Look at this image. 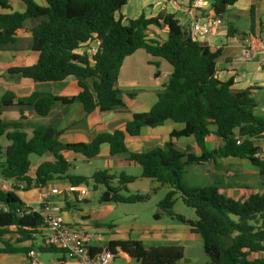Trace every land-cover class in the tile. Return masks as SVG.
<instances>
[{"label":"trees","instance_id":"obj_1","mask_svg":"<svg viewBox=\"0 0 264 264\" xmlns=\"http://www.w3.org/2000/svg\"><path fill=\"white\" fill-rule=\"evenodd\" d=\"M14 1L22 2L25 9L0 12V50L19 42L18 31L24 28L27 19H37L30 29L29 48L38 52V59L10 71L41 82L74 76L80 90L70 97L40 91L24 97L8 93L1 99L2 105H13L16 99L18 106L32 107L39 116L48 115L57 102L81 103L88 114L96 109L109 111L125 106L127 99H138L140 92L123 91L115 83L126 57L139 49L166 60L172 73L148 110L133 113L123 127L100 132L90 142H62L61 131L49 124H36L29 134L22 122L0 119V136L5 135L11 142L4 152L0 173L14 185V191L0 189V253L27 254L33 248L39 252L58 251L34 242L43 218L20 198L17 182L25 181L27 186L23 190H28L46 189L56 178H67L76 184L92 179L95 189L98 185L106 187L101 202L137 203L151 198L149 193L123 194L138 178L124 172L117 175L101 169L91 177L68 174L73 163L63 151L90 159L100 153L103 143H108L111 155L128 153V160L141 166V178L169 187L158 202L154 217L167 214L199 233L208 257L206 264H264V190L240 199L226 196L217 185L191 186L184 180L187 166L209 162L219 166L217 160L228 157L249 160L264 176V156H255L264 143V117L255 112L258 103L252 88L235 90L233 80L218 78L217 60L222 48L195 39L192 29L181 24L175 13L125 17L122 11L128 0H45V5L37 0H0V8L10 9ZM206 1L209 5L202 10L224 18L238 0ZM151 25L167 30V39L150 38ZM228 31L231 36L230 24ZM94 39H99L101 45L95 55L89 56L85 49ZM153 64L160 66L159 62ZM159 75L157 70L155 77ZM168 119L183 123L184 128L173 131L163 146L130 151L127 136H138L144 126L156 127ZM213 125L215 131L211 130ZM211 134L219 137L222 145L209 149L206 139ZM189 136L195 137L200 154L193 153L189 145L184 150L175 146L173 138ZM48 152L54 160L41 163L32 179L30 155ZM178 196L194 209L196 220L175 213ZM12 226L15 231L10 230ZM6 234L16 236L17 244H29L16 246L3 239ZM108 248L113 252L120 248L138 264H177L183 257L182 247L145 248L140 240L134 239L111 241Z\"/></svg>","mask_w":264,"mask_h":264},{"label":"crops","instance_id":"obj_2","mask_svg":"<svg viewBox=\"0 0 264 264\" xmlns=\"http://www.w3.org/2000/svg\"><path fill=\"white\" fill-rule=\"evenodd\" d=\"M39 4L45 5L46 3ZM24 9L22 2L14 1L12 3V8H0V12H22ZM122 12L125 17L133 18H137L140 15L150 17L161 12L175 13L181 24L189 29H192L191 24L195 18L206 19L212 15L207 9L202 11L193 9L189 0H128L127 5ZM222 20V24L213 29L208 35V38L200 41L211 46L222 48V54L217 60L218 78L221 81L233 80V89L235 90L252 88L253 97L258 103L255 112L258 114V111H260L258 115L264 117V68L261 63L263 54L257 53L252 58L245 59L242 56L241 44V38L247 34L255 35L264 42V0H238L235 4L230 6L229 12L224 18H222ZM34 23V21L27 19L24 28L18 31L19 42L0 50V119L4 121L22 122L25 130L29 134L32 133L34 125L39 123L49 124L55 127L58 131H61L62 134L60 139L62 142H90L100 132L123 127L125 123L132 118L133 113L148 110L155 102L157 92L163 89L164 85L167 84L170 79L172 69L168 68L163 72L160 67L163 66L164 63L161 59L147 57L146 59L148 63L153 64V62H159L160 64L159 68H157V70L160 71L159 77L156 78L155 73L153 74L155 80L154 83L142 86L138 84L139 86H137L140 88H134L137 86L133 84L129 85L125 78V82L122 85L121 80L124 75L125 65L127 69L129 68L131 70L130 73L137 77L136 58L137 55L141 53V49H139L134 54L126 57L118 78L117 86L121 90H140L138 91L140 92V97L134 100L127 99L125 106L109 111H100L96 109L88 114L81 103L67 105L57 102L48 115L39 116L32 107L18 106L16 104V99L13 101V105H2L1 99L8 93H13L17 97H24L31 95L35 91H40L70 97L77 94L80 90L77 79L74 76L67 77L62 81L41 82L25 78L20 73H13L10 71L12 67H22L37 61L38 52L29 48L31 39L30 29ZM229 24L231 25V32L233 33L231 36L228 31ZM150 30V38L158 39L159 41L167 39V30L160 29L155 25H151ZM142 56L143 58L146 57L145 55ZM183 128V123L168 119L162 125L156 127L144 126L138 136H127L126 142L130 151H147L157 146H163L165 142L170 140V134L173 131H179ZM215 129V125L211 126L212 131H215ZM4 136L5 135L1 137ZM173 142L175 146L179 142V145L181 144L179 147L181 150H184L188 145L190 146V144H186L187 142L196 143V139L194 136L179 137L173 138ZM10 144L11 142L8 139L5 143L0 142V156H2V160H4V152ZM206 145L209 149H213L222 145V141L216 135L211 134L206 139ZM62 153L72 163V156L75 154L80 155V153H75L73 151H63ZM97 156H105L107 159L105 166L102 169L113 168L112 170L114 172L117 171L118 174L121 172L126 173L123 169L125 166L138 165L128 160V153L111 155L108 143H103L101 145L100 153ZM83 158L85 157L83 156ZM30 159L32 161V167L29 175L34 179L37 167L43 162L53 161L54 156L49 152L42 156L31 154ZM240 160L244 161V165H252L247 159L233 157L219 158L217 161L219 166H221L223 163L234 164ZM209 163H211L212 166H215L214 162ZM98 170H101V168ZM235 172V170H231L228 173L230 176H234ZM68 174H70L69 171ZM92 175L84 176L91 177ZM236 178L237 177H215L216 180L214 182H207V180L202 177L201 181L203 184H200V186L214 184L217 185L220 188V191L226 196L240 199H246L253 193L261 194L264 190V180L260 177H247L246 180L239 179L240 181L235 180ZM146 179L145 182L147 183L142 189V193L155 194L160 188H166L164 192L165 195L169 191L168 186L154 185L151 181H148V178ZM115 181L116 183L113 181V185L116 186L117 180L115 179ZM68 182L69 180L67 178H56L46 189L33 187L27 196H23L24 193L22 190L17 191V193L25 203L30 205L39 206L45 199L59 204L62 207L65 221L71 226L82 230L88 237H90L89 245L90 250L93 253L99 252L102 248L101 246L107 245L108 242L134 239L140 240L145 248L164 246L182 247L183 257L177 262V264H206L208 262L202 236L199 233L193 232L189 225L181 223L167 214H163L159 218L154 217L153 222L147 226H136L137 232H135V227L133 225H120L112 221H105L108 217V213H110L113 208L109 206L110 202H101L99 197L97 203H92V193L90 188L88 196L83 200H78L73 194H70L66 190ZM84 184L87 185L88 182H85ZM92 184L94 185L93 182ZM54 187H58L61 190V193L52 194L51 189ZM101 187H104L103 191H105L106 187L104 185H98L97 189ZM130 187L131 185L129 184V190L124 191L123 194H132L130 193ZM93 189L97 190L94 186ZM161 199L157 201V204ZM175 213L178 212L175 211ZM182 215L187 219H197V215L196 217H188L185 214ZM10 230L15 231L16 228L12 226L10 227ZM43 231L44 230L40 231V233ZM39 234L34 235L36 238L34 242L40 246L42 239ZM97 234L103 236V243H100L97 240ZM3 239L10 240L16 246H26L29 244L25 242L17 244L15 242L16 236L13 235L11 237V234H6L3 236ZM0 246H2L1 240ZM54 253H58L59 255L52 258L50 264H79L77 260L68 258L66 253L60 249ZM116 255V263L122 262L117 260H124L126 263L122 262L123 264H138V261L135 258L129 256L120 248L116 249ZM253 256H260V254H253ZM39 260L40 264H45L43 259L41 260L39 258ZM0 264H28V259L24 253H0Z\"/></svg>","mask_w":264,"mask_h":264},{"label":"rangeland","instance_id":"obj_3","mask_svg":"<svg viewBox=\"0 0 264 264\" xmlns=\"http://www.w3.org/2000/svg\"><path fill=\"white\" fill-rule=\"evenodd\" d=\"M39 3H46L45 0H37ZM37 19H30V21H36ZM141 53L137 55L136 58V73L137 77H135L134 74H131V70L128 68H124V75L122 76V85L125 82V78L127 79L128 84L130 85H147V84H153L154 83V76L153 74L157 71V67L151 63L147 62V57L154 58V59H161L164 63L162 68L163 72L167 70L168 68L172 69V66L164 59L160 57H154L147 53L144 49L140 50ZM142 55H145L146 57L143 58ZM165 77V76H164ZM163 78V77H162ZM138 85V86H139ZM134 87V88H140V87ZM136 91H140L139 89H133ZM260 111H258L259 114ZM0 142L5 143L7 142V138L0 136ZM180 142V141H179ZM179 142L176 144V147L181 149L179 146ZM186 144H190L191 151L195 154H200L201 149L197 145V143H191L187 142ZM2 156H0V165L3 162L1 159ZM105 156H97L90 159L83 158V156L75 154L72 156L73 166L70 168L69 173L70 174H82V175H92L96 170L102 169L105 166L106 163ZM243 160H240L237 163H223L221 166H212L211 163H204V164H191L186 167V171L184 174V180L188 185L191 186H200V184H203L201 181V178H205L207 182H214L216 179L215 177H237L235 180L240 181L246 180L247 177H260L262 180H264V176L260 173L259 169L256 166L253 165H244ZM113 168H110L111 173L118 174L117 171H113ZM125 172L128 175H135L138 178V180L131 183L130 187V193H142V189L146 186L145 180L146 178H141L142 168L139 165H130L125 166L123 168ZM236 171L234 176H230L228 173L229 171ZM0 177L1 173H0ZM241 177V178H239ZM204 180V179H203ZM148 181H151L148 179ZM94 181L90 179L88 181V187L91 189V195H92V203H97L100 195L103 192L104 187H101L97 190L93 189ZM152 182V181H151ZM114 183L116 181L114 180ZM154 185L157 183L152 182ZM100 187V186H99ZM166 188H160L158 191L155 192V194L151 193V199L145 202H137L134 204L130 203H124V202H110L109 206L113 207L108 213V217L105 219V221H112L114 223L124 225L129 224L136 226H147L154 220V214L157 212V201L161 199L164 195ZM31 189L28 190H22L23 196H27ZM174 210L178 213L185 214L188 217L194 216L196 217L195 211L193 208L186 206L181 198L178 196L176 200V205L174 207ZM204 251V250H203ZM58 253L54 252H41L39 255V258L44 260L45 264H50L51 259L58 256ZM122 261L126 263L124 260H117ZM120 262V263H122ZM123 264V263H122Z\"/></svg>","mask_w":264,"mask_h":264},{"label":"built area","instance_id":"obj_4","mask_svg":"<svg viewBox=\"0 0 264 264\" xmlns=\"http://www.w3.org/2000/svg\"><path fill=\"white\" fill-rule=\"evenodd\" d=\"M190 4L193 9L202 11V9L208 6V1L195 0ZM222 22L221 17L214 16L213 14L206 19L195 18L191 24L193 37L198 40L208 38L211 31L220 26ZM241 44L242 56L245 59H250L257 53L263 54L261 63L264 68V42L255 35L247 34L241 38ZM100 45L101 41L94 39L85 50L89 56H93L98 52ZM255 156H264V145H262ZM33 183L34 180L32 181ZM16 184L19 190H23L27 186L25 181H20ZM0 189L3 191H14L13 182L0 177ZM66 190L78 200H83L89 194V187L84 183L76 184L68 182ZM51 193L60 194L61 190L58 187H54L51 189ZM27 206L32 207L43 218V225L40 231H44L39 234L42 239L40 246L60 249L66 253L68 258L77 260L79 264H122L115 262L117 257L116 252L110 250L108 244L102 245L99 252H91L89 245L90 237L82 230L71 226L65 221L62 207L59 204L45 199L39 206L30 204H27ZM96 238L100 243H103V236L101 234H97ZM39 255L40 252L37 248L31 249L26 254L28 264H40Z\"/></svg>","mask_w":264,"mask_h":264},{"label":"water","instance_id":"obj_5","mask_svg":"<svg viewBox=\"0 0 264 264\" xmlns=\"http://www.w3.org/2000/svg\"><path fill=\"white\" fill-rule=\"evenodd\" d=\"M115 85H118V81L115 83Z\"/></svg>","mask_w":264,"mask_h":264}]
</instances>
